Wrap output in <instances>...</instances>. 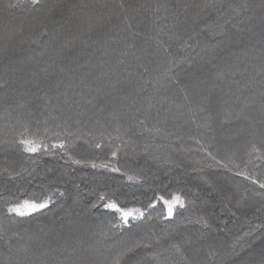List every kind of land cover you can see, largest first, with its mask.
Listing matches in <instances>:
<instances>
[{"label": "trees", "instance_id": "16d2710c", "mask_svg": "<svg viewBox=\"0 0 264 264\" xmlns=\"http://www.w3.org/2000/svg\"><path fill=\"white\" fill-rule=\"evenodd\" d=\"M261 182L264 0H0V264H264Z\"/></svg>", "mask_w": 264, "mask_h": 264}, {"label": "snow or ice", "instance_id": "6c2138e0", "mask_svg": "<svg viewBox=\"0 0 264 264\" xmlns=\"http://www.w3.org/2000/svg\"><path fill=\"white\" fill-rule=\"evenodd\" d=\"M41 0H31V4L38 6L40 4ZM123 7V6H121ZM41 36H47L48 31H41L40 33ZM169 72H171V69H169ZM171 78V77H170ZM27 131V130H25ZM19 144L22 146L23 151L27 153H37L39 152L42 148L45 152V154H55L54 150L55 149H60L61 151L66 150V145L63 142L52 144L51 147L49 148L47 145L43 144L42 141L36 140L29 138L28 136L21 134V138L19 139ZM96 148H100V144L95 145ZM112 157L115 158L117 156V152L113 151L112 152ZM69 159H72L71 156H69ZM73 163L75 164H80L82 163L81 160H72ZM219 163V162H217ZM91 167L93 168H104L108 169L109 171L112 172H120L121 175L125 176L127 181L132 182V183H139L140 177L134 176V175H129L126 172H122L120 168L116 167L115 165L111 163H101L97 164L93 162L91 164ZM237 175H244L242 172H238ZM247 178V177H245ZM254 183L256 181H253ZM260 187L264 188V182L260 183ZM60 195H64L63 192H60ZM157 201H162L164 209H165V215L162 217L164 219H170L174 215V210L179 207V208H184L185 207V201L183 197L179 193H173L171 194L170 198H166L163 195H156V198L153 202L148 204V208H155L156 202ZM52 202V195L45 196L43 198H30V199H23L17 203L14 204H9L7 207V212L9 214H15L16 216L19 217H25V216H30L32 213L39 212L43 209H46L49 207V204ZM97 203L102 204V207L108 210H111L115 216H116V223L112 224V228H121V227H126L129 225L130 219L135 221V220H140L145 217V212L147 209H141L140 207H126L121 205L113 196H109L107 193H100L98 196V201ZM93 208L97 207V204L94 203L92 205ZM149 219L151 218L150 216L148 217ZM207 226V224H205ZM146 246V245H145ZM140 247V245H136L134 247H130L126 249L124 252H121L120 257H117V259L113 262V264H120L121 258L126 256L128 253L134 252L135 248Z\"/></svg>", "mask_w": 264, "mask_h": 264}, {"label": "water", "instance_id": "95a60500", "mask_svg": "<svg viewBox=\"0 0 264 264\" xmlns=\"http://www.w3.org/2000/svg\"><path fill=\"white\" fill-rule=\"evenodd\" d=\"M101 205V204H100Z\"/></svg>", "mask_w": 264, "mask_h": 264}]
</instances>
